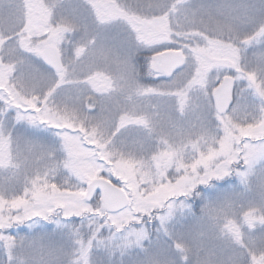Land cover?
Wrapping results in <instances>:
<instances>
[{"label":"snow or ice","instance_id":"6c2138e0","mask_svg":"<svg viewBox=\"0 0 264 264\" xmlns=\"http://www.w3.org/2000/svg\"><path fill=\"white\" fill-rule=\"evenodd\" d=\"M0 264H264V0H0Z\"/></svg>","mask_w":264,"mask_h":264}]
</instances>
